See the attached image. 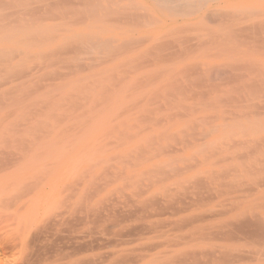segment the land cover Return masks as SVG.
<instances>
[{"label":"bare ground","instance_id":"obj_1","mask_svg":"<svg viewBox=\"0 0 264 264\" xmlns=\"http://www.w3.org/2000/svg\"><path fill=\"white\" fill-rule=\"evenodd\" d=\"M0 264H264V0H0Z\"/></svg>","mask_w":264,"mask_h":264}]
</instances>
